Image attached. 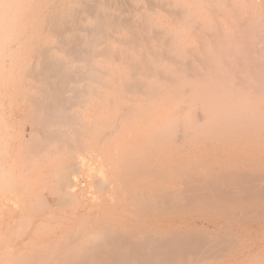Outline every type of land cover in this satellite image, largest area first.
Returning <instances> with one entry per match:
<instances>
[{
	"label": "bare ground",
	"instance_id": "6f19581e",
	"mask_svg": "<svg viewBox=\"0 0 264 264\" xmlns=\"http://www.w3.org/2000/svg\"><path fill=\"white\" fill-rule=\"evenodd\" d=\"M26 1L22 7H12L13 1L0 0V32L15 27L26 29L28 34L23 39L25 42L32 39V43H26V53L34 60L24 68L22 77L31 79L25 84V110L33 127L29 130L30 136L23 133L26 142H23L25 152L21 150V153L40 154L55 148L52 151L55 154L70 145L75 149L74 146L85 141L82 138L88 130L79 111L90 102L98 111L101 106L96 104L100 100L108 103L110 109L117 107L111 115L114 120L101 122L105 128L100 132L101 142L97 141L100 146L102 141L108 145L116 143L117 128L122 130V123L135 121L137 105L161 103L165 112L161 124L167 131L163 134L152 129L149 147L172 138L168 145L173 150L170 148L166 157L155 165L135 157V152L129 153L132 149L126 154L121 148L116 170L106 160L111 177L117 172L128 174L126 178L121 176L123 179L118 175L116 182L122 179L118 190L122 197L119 209L127 214L132 210L127 215L131 221L124 219L129 227L124 225L118 229L112 227L114 222L110 221L113 223L110 226V222L92 223L93 219H88L92 224L85 227V232L71 231L64 235L65 229L60 228L61 240L50 241L43 249L37 244L39 227L35 215L31 214L37 211V206L48 202L21 192L17 182L20 177L8 171L11 165L9 169L0 166V186L10 187L14 197L0 199V211L10 210L0 214V232L14 225L23 226L24 214L31 211L27 237L17 235L16 242L3 246L4 261L1 259L0 264H39L43 259L47 263L54 258L55 264H207L210 260L215 264H235L247 249L237 247L234 242L222 244L214 239L220 235L223 241L221 235H226L228 230L222 231L223 225L239 224L236 234L245 237V232L253 229L244 225L264 223V0ZM219 16L227 19L216 24L220 30L207 36L202 45L200 38L197 40L199 49L207 47L204 55L199 59L182 58L180 51L188 39L210 27L212 20ZM129 34L136 36L131 38ZM21 39L16 36L17 41ZM50 41L54 42L51 47ZM54 46L58 52L53 50ZM193 49L187 48L190 56ZM135 57L137 62H131ZM243 57L245 64L241 62ZM213 60H218L222 69L208 74ZM7 61L1 63L0 74L9 79L14 74L12 64L7 65ZM217 86L220 90L215 92ZM187 97L190 100L185 102ZM101 120L97 115L95 123ZM77 125H82V130ZM96 135L89 137L97 139ZM203 139L218 144L205 150L199 159L182 155L185 145ZM76 147L80 149L81 145ZM78 149L71 150L65 162L55 163L60 164L58 170L55 168L57 171L54 169L56 172L51 170L54 172L51 176L57 181V193L61 194L57 199L60 203L81 201L77 195L84 191V185L74 179V174L91 164L82 160L84 157ZM50 151H46L47 155ZM99 171L93 174L98 177L103 170ZM106 174H103L105 182L110 177ZM151 175L158 177L155 181L166 178V183L155 192L150 190L152 182L148 176ZM136 178L142 185L131 192V183ZM103 180L100 178L98 183L107 189ZM110 199L105 204L114 203ZM115 219L119 220L117 216ZM120 222L124 224L123 220ZM76 223L80 228V222ZM218 227L220 231L215 232Z\"/></svg>",
	"mask_w": 264,
	"mask_h": 264
},
{
	"label": "rangeland",
	"instance_id": "374dc122",
	"mask_svg": "<svg viewBox=\"0 0 264 264\" xmlns=\"http://www.w3.org/2000/svg\"><path fill=\"white\" fill-rule=\"evenodd\" d=\"M11 1H13L12 7H17L19 5L22 7L27 2L26 0H11ZM17 2H20L21 4H19ZM225 18L226 17H222V16L215 18L216 23H215V21L212 20V22L210 23V27H206L203 30L198 31L197 34H195L192 38H189L185 47L182 48V50L180 51V55H182V58H184V59H186V57L187 58L188 57H190V58L194 57L195 59L201 58L204 55L205 51H207V47L202 46L200 49L198 47H200L203 43L206 42L207 36H210L211 33L213 34V32L220 30L216 24L218 22L222 23V22H224V20H227ZM165 26H166V24H165ZM7 30H9V31H7ZM143 33L144 32H141L142 36L143 35L147 36L146 33H144V34ZM27 34H28V30L16 28V27L12 30L7 28V29L2 30L0 32V71H2L1 63L5 64L6 61L8 60L7 65L12 64V70H13V74H14L9 79L7 77L3 78L2 74H0V166H3L5 169H9L8 167L11 165L10 169L8 171H10L11 173L15 172L14 174H18L17 178L20 177L17 182H18V185L20 187L19 189L21 192L24 191L26 194H30V196L32 195L31 198L33 197V194H34L33 198H40V197L44 198L46 200V202H48L47 204L50 205V206L47 204H42L43 206L39 205L40 208L37 206V208H36L37 211L35 210L36 213L34 211L31 214V215H33V214L35 215V217L37 219V224L39 225V226L37 225V227H39V229L37 230L39 236H37V238L41 237L40 240H39V238L37 239L38 240L37 244H38L39 248L41 249L43 246H47L46 243L49 244L50 241L51 242L52 241H58L59 242L62 238L61 236H63V233H64V235L71 232V231H77V232L81 231L83 233V232H85V229L88 228L93 222H97V221L99 222V220H101L102 222H105L106 224H109L110 221L114 222V224L112 223L114 226H112L111 222L109 225L112 227L118 228V229H120V227H121V229L124 228L125 227L124 225H127V227H129V222L131 221L130 220L131 217L130 216L127 217V215L131 214L132 210L128 211V213L129 212L130 213L127 214L125 211H122L119 209V206H120L119 203L122 202V197L118 194V192H120L118 190L120 189V182L123 179L122 177L125 176L124 178H126L128 176V174L126 176L125 173H124V175H121L117 172L116 176L112 173L113 177H111L110 172H112V171L109 168L112 167L113 164L114 165H113L112 169L113 168L115 169V167L117 168V163H116L117 155L120 152H122L123 150L126 154H128L127 151L132 149V150H130L131 152L129 151V153L135 152L136 153L135 157H140V158L142 157L145 159V160L144 159L143 160L146 163H149L151 165H155L156 163L161 161V159L166 157V155L170 151V148L172 147V146L169 147V145H168V144H170L172 138H170L169 140L166 139L162 144L156 145V146L151 147V148L149 147L150 143L152 142V140H151L152 139V137H151L152 133H150L152 129L159 130V131L163 132V134H165L167 131V127H165V125L161 124V120L165 116V115H163L165 113L162 109L163 106L161 105V103H155V104L150 103V105H148V106H146L145 104L137 105L135 107V114H134L135 121L132 122V124H129V123L123 124L122 123L123 126L121 125L122 130H124L126 133L124 131L121 132L122 131L121 127L117 128L118 129L117 130V138H116L117 144L114 142L111 144L109 143V145H108V142L102 141L101 146L99 143L101 142V134L102 133H100V132H103L101 130H103V128H105L102 124L104 122L108 123L109 121L114 120V117L111 115H113L112 113H115V111L117 110V107H115V109L114 108L110 109L111 106H109L108 103H103L105 101L100 100L98 102V104H96V105L99 107L104 106L106 108V110L104 109V107H102V108L100 107V109L98 111H96V110H94L93 103L90 102L86 107H84L83 110L79 111L81 113V117L84 116L81 120L83 123V126H86L88 128V130L86 132V135L82 138V139H85V141L83 140L82 143L78 144V145H81V148L79 147L80 149H78L76 147L78 145H76L74 147H75V149L79 150L78 151L79 155L84 157V159H82V160H84L85 163H88V165H90V164L91 165H90V167H88L84 170H81L78 173L74 174V179L76 178V179H78V181L80 180L81 186H83V185L85 186V187L84 186L82 187V189L84 191L82 193H78V195H77V197L80 198L81 201H79V203H77L79 200V199H77L75 201H67V202H61V203L58 202L57 199L59 198V196L61 194L57 193V188H58L57 181L55 182L56 179H54V177H52L50 173H52V171L55 168L57 169V166L60 165L61 162H63L64 160L66 161L67 157H68L67 156L68 153L71 152V150H75V149H71V145L60 148L59 150L61 152L60 153L56 152V153H58V155H57L58 157L55 155L56 153L55 154L52 153V151H56L55 148H52V150L51 149H45L40 154H26V153L22 154L25 152L24 146H23L24 145L23 142L25 141L23 133H26V135L30 136L29 133L31 132V129L33 127V122L27 118L28 117L27 113H26L27 106H26V102H25V93H26L25 84L30 83L31 79L28 77H25V78L22 77V74L24 72V68L27 65L32 64L33 60H34L33 57H30V55L26 53L27 48H28L26 43H28V42L32 43L31 42L32 39H30V38L26 42H25V39H23V37ZM18 35L21 36V38H22L20 41L16 40V36H18ZM129 35H127L128 38H129ZM130 36H132V34ZM135 36L133 35L131 38H134ZM138 36H141V35L138 34ZM196 37H197V39H196ZM198 38H200L199 39L200 44H201V45L199 44L200 46L197 45L198 44L197 43ZM135 39H137V38H135ZM48 45L51 47L54 45V42L50 41ZM187 48H190V49L194 48L193 49V56H190V54L187 53V51H188ZM53 50L55 52H58V50L56 49V46H54ZM8 52H9L8 57H6V54ZM59 54H60V52H59ZM137 59L138 58H136V57L132 58L131 62H137ZM241 62H242V64H245L246 59L243 57L241 59ZM209 66H212V67H208L210 69V71H209V69H207L208 74H211L215 71H219L222 69V66H221L220 62H218V60H213ZM219 90H220V88L218 86L214 88L215 92L219 91ZM189 100H190V97H187L184 99L185 102L189 101ZM92 110L95 113L92 112ZM85 113H87V114L85 115ZM161 113H162V115H161ZM96 114L98 115V118L102 119L100 122L99 121L96 122L98 124L95 123V119L97 118ZM101 122H103V123H101ZM97 125H99V126H97ZM77 126L80 128V130H82V125H77ZM90 126H91V128H90ZM92 126L97 127V128L99 127L98 128L99 132H98V130H96L97 128L95 130H93ZM53 128H54V126L50 129H53ZM29 130H30V132H29ZM88 132L90 134H88ZM95 134H97L96 135L97 139L95 138L96 141H95V139H93V137H95ZM91 135H93V137H89ZM131 135H133V136H131ZM68 136H71L70 131L68 132ZM98 137H100V138H98ZM117 139H118V141H117ZM97 141H99V143H97ZM121 141L125 142V143H122ZM98 144H99V146H98ZM217 144L218 143H216L215 141H211L209 139H203V140H201V142L197 141L196 143H189V145H188L189 148L187 145L184 146V148L182 150V155H185V156H187L193 160L199 159L205 150L213 149V147H215ZM113 145L116 148H114ZM119 145H121V146H119ZM208 145H210V146H208ZM100 147H102V148H100ZM163 147H165V148H163ZM121 148H122V151H121ZM81 149H82V151L80 152ZM105 149H107V150H105ZM114 149L116 150V152ZM48 150L49 151L51 150L50 152L52 154H50V152H49V155H47L48 152H46V151H48ZM171 150H173V149L171 148ZM105 153H108V154H105ZM112 153L116 157H114L112 155ZM109 154H111V155H109ZM25 155H27V156H25ZM93 155H95L96 157H94ZM83 157H81V158H83ZM109 157H111V158H109ZM158 158H160V159H158ZM100 159L102 160L101 162H100ZM113 159H114V161H113ZM106 160L109 161L108 165L112 162L110 167L107 165ZM95 161H97V162H95ZM58 162L60 164L56 165L55 163H58ZM102 162L104 163V166H103ZM92 163L95 165L97 164V165L94 166V165H92ZM105 163H106V165H105ZM92 166H94V167H92ZM97 166H99V168L100 167L102 168L103 171L101 169H99V170H101L102 173L104 172L103 174H105V172H107V174L110 175V177L107 174H106V176H108L111 179L115 178L114 180H112L113 183L111 182V179H110V181L108 180L109 179L108 177H107V180L105 182L103 180L105 175L103 176L102 173H101L102 176H101V174H99L100 176H98V177L96 175H94V174H98L97 172L99 170H98ZM55 170H54V172H56L58 169L56 171ZM94 170H95V172H94ZM115 170H113V171H115ZM101 171H99V173ZM114 173H116V172H114ZM118 175H120V176H118ZM53 176H54V174H53ZM117 176L119 178H122V179L117 181L119 183V186L116 187L115 185L116 184L118 185L116 180L119 179ZM151 176H148V180L152 182L151 187H150V190H152V192H155L157 190V188H159V187L161 188L162 185L166 183V178H164V177H162V178L159 177L161 180H157L158 179L157 176H155V175H151ZM48 178H49V181H48ZM100 178H102V180L105 182L104 184H107V186H106L107 189L104 188L103 184L101 185L100 183H98V181H100ZM154 178H157L156 181ZM105 179H106V177H105ZM84 180L86 181V183ZM138 182H140V184H137ZM44 183H48V184L44 185ZM131 184H132V188H131L132 190H130L131 192L139 189L140 187H137L138 185L139 186L142 185L141 180H139L138 178H136V180L133 181V183H131ZM135 184H137V185H135ZM54 185H56V186H54ZM102 188H104L105 190ZM66 190L71 191L70 188H66ZM108 191L111 195V196L110 195H108V196L113 198L112 200H114L113 201L114 203L118 202V204H114V203L105 204L106 202H108V201L110 202V200H111L110 197L107 196V194H109ZM35 194H37L36 197H35ZM115 194H117V195H115ZM115 196H119L121 199L118 197H115ZM11 197L14 198L11 194L10 187H7L5 185H1L0 186V199H3V198L8 199ZM75 203L78 205H76ZM108 204L109 205L111 204V205L109 206ZM112 204H114L113 206H115L114 209L111 208V207H113ZM4 206L5 207H11V205H7V204H4ZM104 206H107V208L104 209ZM108 206L110 208H108ZM0 207H2L1 203H0ZM116 207H118V209L120 211H122L121 214H120V211L117 210ZM47 208H49V209L47 210ZM115 210H116V214L114 213ZM9 212H10V210L5 209V210H1L0 214L1 213L6 214ZM30 212L31 211L24 214L23 226L22 225H14L11 228H8L7 230L3 229V231L0 232V243L1 244L3 243L2 246L0 244V247H1L0 248V253H1L0 257H2V258H0L1 262L4 261V258L2 256V250L4 249V247H7V245L10 243L16 242V238H17L16 236L17 235H23V236L27 237L28 231H29V224H28L29 221L28 220L31 217ZM123 212H124V214L122 215ZM84 213H86V214H84ZM88 213H90V214H88ZM81 214H83L82 216L83 217L85 216V218L81 217ZM28 215H30V216L27 217ZM77 215H79V216H77ZM88 215H89V217L87 218L86 216H88ZM50 216H52V218H50ZM116 216L119 218V220L115 219ZM92 217H94V218H92ZM113 217H115V218H113ZM49 219H52V220H49ZM82 219H84V221L86 220V222L83 223L84 221H80ZM88 219H91V220L93 219L92 223H88ZM124 219L129 220V222L125 220L127 222L126 223L124 221ZM121 220H123L124 224L122 222H120ZM77 221H78V223L80 222L79 224H81L80 228L78 227L79 225L76 223ZM44 223L47 224V226L44 225ZM149 223L152 224L153 223L152 220ZM231 223L233 224V228L230 229V228H228V226L232 227ZM73 224H75L76 226ZM225 225L226 224L223 225L221 230L222 231L226 230V229H228V230H226L227 231L226 235H221V238L223 239V241L220 240V235H216V238H214V239H216L219 243H222V244H224L223 242H225V243L234 242L236 246L239 245L237 247L242 246L245 248V250L247 249L244 253L245 255H243L242 258H239L238 260H236L235 264H264V223L258 224V225L257 224H254V225L246 224V225H244L246 227L248 226V228L253 229V230H248V231H250L248 233L252 232L250 234L251 236L247 233V231L245 232L247 235L245 233H243V236L246 235L248 237H246V236L245 237H242V236L239 237V235L237 236V234H236L238 232L237 230H239L238 228H240L239 224H236L234 222H230V223L228 222V224L226 225L227 227ZM235 225L237 226V228ZM250 225L252 227H250ZM82 226H84V229H82L83 228ZM224 226H225V228H224ZM50 227H52L51 230L49 229ZM57 227H59V228L57 229ZM72 227H74V228H72ZM76 227H78V228H76ZM60 228L62 230L65 229L64 232L62 230H60ZM21 229L25 233L23 231H21ZM216 229H215V232H218V230L220 231L219 227ZM4 231H6V232H4ZM59 231L60 232L62 231L63 233L61 232V234L58 235L60 233ZM232 232H234V233H232ZM10 234H12V236H13L12 238H14L13 240H12ZM41 234L43 236H41ZM47 234H49L48 237H47ZM45 236L47 238H49V239H46L47 241L45 239H43ZM50 236H51V238H50ZM224 238L226 239L225 241H224ZM42 239L45 241H43ZM251 244L253 246H250ZM251 247H252V251L250 250ZM248 248H249V250H248ZM52 260L53 259H51L50 262L48 261L47 263H45V260L43 259V260H41L42 262H38V263L39 264H50V263H52L51 262ZM54 260H55V258H54ZM54 260H53L52 264H55ZM215 260H217V259H215ZM210 261H212V260H210ZM210 261L207 264H215L214 260L212 261V263H210ZM203 264H205V263H203Z\"/></svg>",
	"mask_w": 264,
	"mask_h": 264
}]
</instances>
